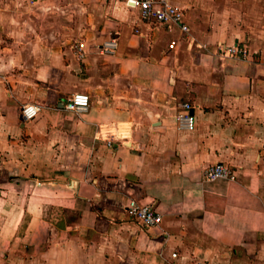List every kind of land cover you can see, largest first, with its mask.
Listing matches in <instances>:
<instances>
[{"label": "crops", "instance_id": "1", "mask_svg": "<svg viewBox=\"0 0 264 264\" xmlns=\"http://www.w3.org/2000/svg\"><path fill=\"white\" fill-rule=\"evenodd\" d=\"M168 1L187 31L115 0H0V264H264V0ZM217 162L235 178L203 180Z\"/></svg>", "mask_w": 264, "mask_h": 264}, {"label": "built area", "instance_id": "2", "mask_svg": "<svg viewBox=\"0 0 264 264\" xmlns=\"http://www.w3.org/2000/svg\"><path fill=\"white\" fill-rule=\"evenodd\" d=\"M123 3L128 8H135L138 10L139 18L146 22H157L161 24H175L178 25L181 31H187V26L183 23V11L181 8L171 4L168 0H115ZM118 42L116 37L111 36L104 40L99 46L101 53L112 54L116 51ZM173 42L169 44L172 48ZM75 56L80 59L84 54V43L78 41L73 46ZM216 53L224 58L231 59H247L250 55L249 49L242 43L226 44L224 42L217 43ZM89 106V96L83 92L72 93L64 102V107L73 112L85 111ZM182 111L174 115L175 122L178 127L191 129L193 126V117L188 112L191 105L187 102L180 103ZM40 107L33 103H25L21 106L20 112L23 119H32L38 112ZM235 178L234 170L223 162H217L207 166L203 173L202 179L211 181L215 179H229ZM125 212L142 227L149 228L157 226L160 223L161 216L149 203H140L137 200L129 199L125 206ZM171 256L176 257L173 252ZM166 264H175L168 262ZM195 264H203L197 262Z\"/></svg>", "mask_w": 264, "mask_h": 264}, {"label": "rangeland", "instance_id": "3", "mask_svg": "<svg viewBox=\"0 0 264 264\" xmlns=\"http://www.w3.org/2000/svg\"><path fill=\"white\" fill-rule=\"evenodd\" d=\"M2 71H3V74H4L5 76H8V72H5L6 70H2ZM3 74H2V75H3ZM2 75H0L1 81H5L4 78H2Z\"/></svg>", "mask_w": 264, "mask_h": 264}, {"label": "water", "instance_id": "4", "mask_svg": "<svg viewBox=\"0 0 264 264\" xmlns=\"http://www.w3.org/2000/svg\"><path fill=\"white\" fill-rule=\"evenodd\" d=\"M191 112V111H190Z\"/></svg>", "mask_w": 264, "mask_h": 264}]
</instances>
